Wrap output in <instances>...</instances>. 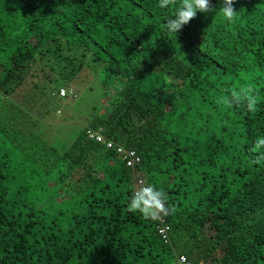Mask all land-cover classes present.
Instances as JSON below:
<instances>
[{"label": "trees", "instance_id": "16d2710c", "mask_svg": "<svg viewBox=\"0 0 264 264\" xmlns=\"http://www.w3.org/2000/svg\"><path fill=\"white\" fill-rule=\"evenodd\" d=\"M178 3L0 0V264H264V0L167 33ZM88 68L107 105L59 144L45 121ZM135 176L166 194L167 240L129 208Z\"/></svg>", "mask_w": 264, "mask_h": 264}, {"label": "rangeland", "instance_id": "374dc122", "mask_svg": "<svg viewBox=\"0 0 264 264\" xmlns=\"http://www.w3.org/2000/svg\"><path fill=\"white\" fill-rule=\"evenodd\" d=\"M103 81L96 77L94 70L88 68L72 86L76 90V96L72 94L57 98L55 104L59 109L46 119L48 125L45 131L59 144L68 142L74 134L86 123L94 107L101 111L107 105L108 95L104 96ZM110 87V86H109Z\"/></svg>", "mask_w": 264, "mask_h": 264}, {"label": "clouds", "instance_id": "9594fccd", "mask_svg": "<svg viewBox=\"0 0 264 264\" xmlns=\"http://www.w3.org/2000/svg\"><path fill=\"white\" fill-rule=\"evenodd\" d=\"M169 0H158V6L161 8L167 7ZM209 8V0H179V3L173 10V13L167 17L164 23V30L167 33H178V31L186 24L197 11H207ZM222 15L232 20L234 17V10L232 7V0H224L221 8ZM251 86L240 91H232L231 98L235 102H240L242 98L247 100V106L251 109L254 106L255 97L250 95ZM225 102H228L225 99ZM257 147L264 146V136L258 137L256 140ZM264 157V153L261 154ZM166 199V194L161 189L155 188L149 184L142 186L130 197L129 208L139 210L147 216H155L156 210L164 211V204L162 200Z\"/></svg>", "mask_w": 264, "mask_h": 264}, {"label": "built area", "instance_id": "2783aa9c", "mask_svg": "<svg viewBox=\"0 0 264 264\" xmlns=\"http://www.w3.org/2000/svg\"><path fill=\"white\" fill-rule=\"evenodd\" d=\"M60 95L62 96H68L72 94L73 96H76V90L73 86L70 87H62L59 91ZM86 133L89 138L95 139L98 142L104 143L107 147H114L117 150V153L121 156L123 160H125L126 164L129 166H135L138 162L141 161V156L137 153L135 149L132 148H126L123 144L116 143L112 139H109L106 137V135L103 133V128L100 127H87ZM138 176V175H137ZM135 176V191H138L142 186H147L145 184V181L142 177L137 178ZM163 203V201H162ZM158 215V229L159 233L162 235L164 239H168L169 231H170V225L167 223L165 217L160 213V210H156ZM179 264H218L216 262H212L211 260H199V261H193L190 258H188L185 254H181L179 256Z\"/></svg>", "mask_w": 264, "mask_h": 264}]
</instances>
